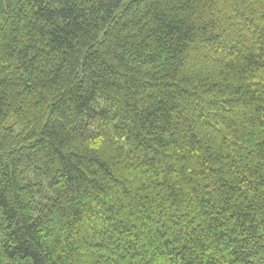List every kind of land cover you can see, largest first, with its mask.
Masks as SVG:
<instances>
[{
	"label": "trees",
	"instance_id": "16d2710c",
	"mask_svg": "<svg viewBox=\"0 0 264 264\" xmlns=\"http://www.w3.org/2000/svg\"><path fill=\"white\" fill-rule=\"evenodd\" d=\"M0 264H264V0H0Z\"/></svg>",
	"mask_w": 264,
	"mask_h": 264
}]
</instances>
